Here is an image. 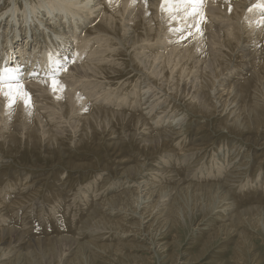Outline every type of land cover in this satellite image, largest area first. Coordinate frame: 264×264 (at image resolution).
Returning <instances> with one entry per match:
<instances>
[{
    "label": "bare ground",
    "instance_id": "1",
    "mask_svg": "<svg viewBox=\"0 0 264 264\" xmlns=\"http://www.w3.org/2000/svg\"><path fill=\"white\" fill-rule=\"evenodd\" d=\"M161 3L147 0L146 7L143 0L134 4L133 0H0V67L19 68L24 90L30 98L33 95L32 107L27 109L22 101L9 109L8 99L0 96V264H32L35 259L27 258L35 249L33 244L44 247L46 254H55L58 247H50L52 244L65 247L61 259L55 260L60 248L55 258L45 259L48 264L52 260L96 264L102 254L114 260L122 258L118 261L127 264H197L214 243L220 244L213 250L220 257L227 251L226 245L233 246L231 263L246 264L245 250L251 252L252 259L256 256L249 234L260 227L264 234V11L255 6L264 0H207L203 12L208 23L203 25V36H190L182 42H177L179 34L174 29L184 26L183 17L174 13L177 19L170 20L168 13L161 11ZM66 60L74 62L67 63L58 76L53 75L64 88L53 93L51 81L42 80L54 73L57 62L63 65ZM95 77L105 80V86L99 88L103 91H94L90 82L81 93L80 88L78 93L72 89ZM131 85L134 89L127 91ZM51 93L55 96L48 101ZM91 97L99 98L103 106L93 104ZM104 103L118 106L109 111ZM165 112L171 114L169 118ZM173 115L179 124H160ZM63 119L73 123L74 132L68 131ZM205 131L231 142L220 139L223 148L217 150L222 153L214 161L209 159L203 176L214 179L193 185L191 181L197 178L180 173V158L170 157L180 155L182 148L191 144L188 151L196 163L208 149L203 141L196 144L203 136L200 132ZM87 150L97 155L102 172H109L104 183L114 178L120 183L111 190L95 189L93 195H88L92 186L81 192L83 204L79 205L87 208L80 213V219L85 220L78 226L77 237L68 235L74 221H64L70 209L63 206L65 199L64 204L56 205L60 198L56 204L57 199H50L54 204L50 220L42 216L41 207L42 228L46 229L36 228L40 230L36 232L45 238L34 235L31 240V229L25 234L15 232V227H23L31 218L27 211L24 218L16 215L18 220H13V216L24 213L22 202L34 196L38 184L49 178L42 174L34 180L30 178L33 171L54 168L50 176L56 177L53 187L59 195H66L74 176L69 174L93 168L87 163L76 165L69 157L74 151L83 154ZM132 151L134 155L128 158ZM39 159L43 164H38ZM22 163L30 168L22 167L25 177L18 180L20 174L17 178L13 169ZM248 176L250 179H242ZM5 182L10 183L6 191ZM76 182L78 179L72 185ZM46 203L42 205L47 209ZM195 212L199 221L192 230L197 240L188 244V252L186 248L179 251L177 233L193 220ZM53 218L58 219L55 226ZM47 228L55 237L46 239ZM84 232L90 234L79 242ZM113 236L118 241L132 237L135 244L131 240L129 247L133 255L125 253L126 244L113 242ZM103 239L109 243H101ZM198 242L197 254L189 252Z\"/></svg>",
    "mask_w": 264,
    "mask_h": 264
},
{
    "label": "rangeland",
    "instance_id": "2",
    "mask_svg": "<svg viewBox=\"0 0 264 264\" xmlns=\"http://www.w3.org/2000/svg\"><path fill=\"white\" fill-rule=\"evenodd\" d=\"M43 62L45 63V61L43 60ZM45 66H46V63H45ZM47 68H50L49 66H48V64H47ZM49 75H50V73H49ZM44 77H45V75H44ZM60 77V76H59ZM59 79L58 77H54L53 79ZM61 79H63V76L61 75V77H60ZM56 79V80H57ZM99 80V81H97V80ZM60 80V79H59ZM87 80V82H85ZM86 80H84V84L81 82V83H76L75 85H73V87H72V89H74L75 91H77V93H78V91H79V93H81V91H84L83 90V88L85 89V87L87 86V84L90 82V84H92V85H90L89 87H91L92 89H94L95 87V89H94V91H96V89H99V88H101L102 87V84L105 86V80H102V79H100V78H96L95 77V80H94V78H89V80L88 79H86ZM103 81L102 83H101V81ZM92 81L94 82V81H96V82H94V83H92ZM96 83V84H95ZM98 83V84H97ZM99 83H101V84H99ZM83 84V85H82ZM98 86V88H97V86ZM100 85H101V87H100ZM82 87V89H81V87ZM132 87H133V89H134V86L133 85H131V87L129 86V88L127 89V91L128 90H133L132 89ZM80 88V89H79ZM79 89V90H78ZM106 89V88H105ZM112 89L114 90V88L112 87ZM108 90H110V89H108ZM113 90H110V91H113ZM100 91H103L102 89H99V91L98 92H100ZM149 91V90H148ZM150 93H152L151 91H149ZM138 95V94H137ZM33 96V95H32ZM32 96H31V98H32ZM54 94L53 93H51L46 99L48 100V101H50L51 100V98H54ZM96 98V99H95ZM91 99H94V100H91V102L93 103V104H95V105H97V103H95V102H98V105L97 106H103V104L101 103L102 101L99 99V98H97V97H91ZM99 99V100H98ZM136 100H138V99H136ZM149 100H150V98H149ZM100 103V104H99ZM159 102H158V100H156V102H155V106H154V108H160V106H159V104H158ZM115 104V103H114ZM114 104H108V106H110V109H108L109 107L107 106V104L106 103H104V106H105V108L107 109V110H111V108H113L112 110H114L116 107H115V105ZM158 104V105H157ZM111 105H112V107H111ZM158 106V107H157ZM108 107V108H107ZM115 107V108H114ZM153 111H155V109L153 110ZM168 115H167V114ZM171 115V114H170ZM169 113L168 112H165V116L166 117H168L169 118ZM163 118V117H162ZM72 119V118H71ZM164 119V121H160V124L161 125H165V121H166V123H168V122H171L172 123V121H175L174 123L176 124H179V122H181L180 120H177V118L173 115V119H169V121L168 120H166L165 118H163ZM176 121H178V122H176ZM63 122H66L68 125H69V128H68V131H72L73 130V123L72 122H69L68 121V119H63ZM69 122V123H68ZM183 122V121H182ZM174 123H172V124H174ZM75 131V129L72 131V132H74ZM71 132V133H72ZM189 134L191 133V132H188ZM205 133V134H204ZM200 134H202L203 136L201 137V140H199L196 144H201V142L203 141V143L202 144H207L208 146H205V147H207L208 149H206V151L202 154V155H200L199 156V160H197L196 161V163H198V164H196L195 163V161H194V155H193V153L191 152H189L188 151V149H191V148H189V147H191V146H189V145H191V144H187L186 146H185V148H182L183 149V151H181V153H180V155H177L178 156V158H177V156H171L170 158H174L175 159V157H176V159L177 160H179V158H180V164H179V167H177V170L180 172V173H183V172H185L186 174H187V176H189L190 178L191 177H195V178H197L195 181H191V184H195V185H198V184H205V181L206 182H210V179L212 180V178L213 177H211V175H208V177H207V175L206 176H203V174L205 173V171L207 172V170H208V167H207V164H208V162H209V159H211L212 158V160L214 161V160H216V158L217 157H219L220 156V154L222 153V151H219V150H217L218 149V147H220V148H223V143L224 142H226V141H229V138L228 139H226V138H219V137H221V136H217V135H211V134H209V132L207 133V131H205V132H200ZM191 135H193V134H191ZM209 135V136H208ZM204 136H206L205 138H204ZM214 139H213V138ZM217 137V138H216ZM204 138V139H203ZM208 140H207V139ZM212 138V139H211ZM219 138V139H218ZM187 139H189V143H191V139H190V136L188 135L187 136ZM218 139V140H217ZM223 141V143H222V141ZM234 140V139H233ZM229 142H231V141H229ZM232 142H235V141H232ZM211 143V144H210ZM217 143V144H216ZM220 143H221V145H220ZM236 143V142H235ZM196 144H193V145H196ZM219 144V145H218ZM237 144V143H236ZM192 145V146H193ZM238 145V144H237ZM240 146H242L241 144H239L237 147L239 148ZM216 147V148H215ZM243 147V146H242ZM208 150V151H207ZM213 150V151H212ZM218 152H217V151ZM185 151H187L186 153H185ZM211 151V152H210ZM69 152V151H68ZM133 152V151H132ZM132 152H131V154H132ZM182 152H183V154H182ZM206 152H207V154H206ZM81 152H76V151H74V153H73V155L72 156H70L69 157V159L73 162V163H76V165H79V164H83V163H87V164H89L91 167H93V168H88L87 170L86 169H81V170H83V171H81V170H75V171H72L73 172V174L71 175V174H69V176L70 177H72L73 175V179H72V181H70L69 183H68V187H67V190L69 191L68 192V194H63V193H61L60 195H59V193H57V191H55L57 188L54 186L53 187V184H54V181H53V179L54 178H56V177H51V179H50V176H51V171H53V169L54 168H41V169H35L34 171H33V173H32V176L33 177H30V178H34V177H37V179H39L41 176H42V174L43 175H48V179H47V182L49 183V184H47V182H45V180L40 184V186H39V184H38V187H36L35 188V190L34 191H36V193H35V197L34 196H32L29 200H27L25 203H23L22 202V204H24L23 206L21 205V207L23 208L22 209V211H24V213L22 212V213H20V211H19V213L18 214H15L14 216H13V220L14 219H16V218H20V215H21V218H22V216H23V218L25 217V215L24 214H28L27 215V217H30L31 218V223H25L24 224V226L27 228H24V226L23 227H20L21 225H18L19 227H15L14 228V230L16 229V231L15 232H19V233H22V231H23V233L25 234V232H26V230L27 231H29L28 229H31L30 231L32 232V230H34V232L36 233H34V232H32L33 233V235H29L28 233V237L30 238V237H32V236H34L35 238H39V239H43V238H45L44 237V235H41V236H37V232L38 231H40V230H38L37 231V229L36 228H39V229H46V228H42V222H43V217L44 218H47V219H51L52 218V216H53V214L50 212V215H49V211L51 210L52 211V206L54 205H51V202H53V201H55L56 199H57V201H55V202H53V203H55L56 204V202H58L59 200H61V201H59V202H61V203H57L56 205H58V204H61L62 205V203H63V201L62 200H64L65 199V201H64V205L63 206H67V208L66 209H70V211L69 210H66L67 211V213H66V215L64 216V217H66L65 219H64V221H66V222H68V223H70V222H73L74 223V225H73V223H72V225L70 224V232L68 233V235H69V237H77V235H78V226L80 227V224L82 223L81 221H83V220H85V218L83 217V218H81L80 219V217H81V215L82 214H80V213H82L83 212V210H86V208L87 207H85L84 205V209H83V206L81 205H79V203H82L83 204V200L81 201V199H82V195H81V192H84L83 190H85V189H88V187H90V186H92L93 187V190H92V188H91V192H89L88 193V195H93L95 192V189L96 190H106V189H108V190H111V189H113V188H115V186L118 184V183H120L119 181H116L115 180V178L114 179H111V180H109V181H107L106 183H104V179L103 178H106L107 176H108V171H104V172H102V170H101V168H99V162L97 161V160H99V158L97 157V155L92 151V150H87L86 152H82L83 154H80ZM88 155H87V154ZM216 153V154H215ZM99 154L101 155V151L99 152ZM130 154V153H129ZM130 154V156L128 155V158L129 157H131V156H133L134 155V152H133V154L131 155ZM182 154V155H181ZM76 155V156H75ZM184 155V156H183ZM81 156V157H80ZM181 156V157H180ZM84 157V158H83ZM83 158V159H82ZM204 158V159H203ZM215 158V159H214ZM97 159V160H96ZM165 160H166V158H164ZM164 159H161V160H164ZM193 159V160H192ZM103 160V159H102ZM190 160V161H189ZM199 161H200V164H199ZM201 161H203V162H201ZM212 161V162H213ZM38 164H43V162L44 161H42L41 159H39L38 161ZM189 162V163H188ZM201 163H202V165H201ZM203 163H204V165H203ZM206 163V164H205ZM25 164V165H24ZM106 164V162L104 163V164H102V165H105ZM183 164V165H182ZM195 165V167H194V165ZM27 165H29V164H27V163H22V164H15V168L13 169V172H15L14 174H16V176L18 175V174H20V175H22V176H20V175H18L19 176V178H18V176H17V178H18V180H21L22 179V177H25V176H23V173H21L20 171H23L22 169L23 168H30V165L29 166H27ZM192 165V166H191ZM186 166H187V168H189L190 166L192 167H190V170L189 169H187L186 168ZM198 166V167H197ZM23 167V168H22ZM44 167V166H43ZM55 168H62V169H66V170H69V171H71V169L69 168V167H60V166H55ZM100 170H99V169ZM170 168V167H169ZM178 168H180V169H178ZM182 169V170H181ZM196 169V170H195ZM198 169V170H197ZM40 170V171H39ZM85 170V171H84ZM181 170V171H180ZM188 170V171H187ZM194 172H193V171ZM18 171H19V173H18ZM187 171V172H186ZM189 171H192V172H189ZM188 172H189V174H188ZM196 172V173H195ZM264 172V171H263ZM77 173V174H76ZM86 173H88V174H86ZM194 173V174H193ZM76 174V175H75ZM190 174H191V176H190ZM193 174V175H192ZM201 174V175H200ZM82 176V177H84L85 176V178L84 179H80L79 178V176ZM89 175V176H88ZM114 175V174H113ZM65 176V175H64ZM63 175L61 176L62 178H65ZM78 176V178H75V177H77ZM39 177V178H38ZM193 177V178H194ZM60 178V177H59ZM36 178H34V180H37ZM49 179H50V181H49ZM77 179H78V182H76L74 185H72L73 184V180L74 181H77ZM201 179V180H200ZM203 179V180H202ZM208 179V180H207ZM214 179V178H213ZM242 179H250L249 178V176L248 177H243ZM16 181L15 180V183L16 182H19V181ZM55 180V179H54ZM199 180H200V182H199ZM82 181V182H81ZM103 182V183H102ZM199 182V183H198ZM79 183V184H78ZM96 185H95V184ZM10 183H4V185H3V190H4V188H7V186L9 185ZM12 184V183H11ZM50 184H51V186H52V189H51V186H50ZM101 184L103 185L102 187H101V189H99L98 187H100L101 186ZM45 185V186H44ZM72 185V186H71ZM79 185V186H78ZM95 185V186H94ZM71 186V187H70ZM45 187V188H44ZM48 187H50L49 189H48ZM77 187V188H76ZM54 188V189H53ZM69 188V189H68ZM75 188V189H74ZM43 189V190H42ZM46 189V190H45ZM73 189V190H72ZM77 189V190H76ZM76 190V191H75ZM79 190H81V191H79ZM4 191H6V190H4ZM47 191V192H46ZM54 193H53V192ZM45 192V193H44ZM80 194H79V193ZM46 193H47V195H46ZM53 193V194H52ZM70 193V194H69ZM76 193V194H75ZM43 194V195H42ZM58 194V195H57ZM75 195L74 197H73V195ZM39 195V196H38ZM49 195V196H48ZM59 196V197H57L56 198V196ZM77 195H79L80 196V198H79V196H77ZM37 197H38V199H37ZM45 197H46V199H48V200H46L45 199ZM50 197V198H49ZM67 197V198H66ZM69 197H71V199L69 198ZM72 197H73V199L74 200H77V202L76 201H74L73 199H72ZM41 198V199H40ZM53 198H54V200H53ZM58 198H60L59 200H58ZM77 198V199H76ZM97 198H101L100 197V195L97 197ZM36 199V200H35ZM52 201H51V200ZM69 199V200H68ZM78 199H79V202H78ZM39 200V201H38ZM42 200V201H41ZM35 201V202H34ZM49 201V203H50V205L48 204V203H46V202H48ZM51 201V202H50ZM73 203H72V202ZM29 202H31V203H29ZM33 202V203H32ZM40 202V203H39ZM29 203V204H28ZM45 203L47 204L46 205V207H47V209H48V212H47V209L44 207V205H45ZM25 204L27 205L28 204V208H27V206H25ZM42 204H44V205H42ZM67 204V205H66ZM72 204V205H71ZM78 207V208H76V206ZM80 206H78V205ZM30 205H32V206H35V207H30ZM55 205V206H56ZM71 205V207H69ZM43 206V208H42V211H43V213H42V211H41V207ZM51 208H50V207ZM39 207H40V209H39ZM75 207V208H74ZM24 208H26V209H28V210H26V209H24ZM32 208V209H31ZM72 208V209H71ZM81 208H82V210H81ZM29 209H31V210H29ZM38 209V210H37ZM46 209V210H45ZM79 209V210H78ZM35 210V211H34ZM40 210V212H38ZM81 210V211H80ZM27 211V212H26ZM34 211V212H33ZM45 211H46V213H45ZM78 212V214H77V212ZM26 212V213H25ZM31 213V214H30ZM33 213H34V215H33ZM71 213H73V214H71ZM36 214H37V216H36ZM40 214H43L42 216L40 215ZM47 214V215H46ZM196 214V212L195 213H193L192 214V218H193V220H191V221H188L187 222V226L185 227V228H182V229H180V232L181 233H177V234H179L178 236L180 237L179 238V251H181V250H183L184 248H186L187 250V252H188V247H190L189 245H190V243L192 244L194 241H196L197 239L195 238V239H193L194 237H196L193 233H194V231L195 230H192L193 228H192V226H194L198 221H199V217H197V218H194V216L193 215H195ZM16 215H18L16 218H15V216ZM40 216V217H39ZM74 216H77V217H74ZM26 217V218H27ZM38 217V218H37ZM35 220H34V219ZM37 218V219H36ZM42 218V219H41ZM73 218H75V219H73ZM77 218V219H76ZM18 219H16V220H18ZM34 221H33V220ZM49 219V220H50ZM57 219V218H56ZM195 219V220H194ZM41 220V221H40ZM55 219L53 218V220H52V224H54L53 226H55V224H56V222L58 221V219L57 220H55ZM38 221V223L36 224V222ZM80 223H79V222ZM79 223V224H78ZM190 223V224H189ZM31 224V225H30ZM194 224V225H193ZM39 225V226H38ZM57 225H59V223H57ZM191 225V227H189ZM76 228V229H73V228ZM262 228L260 227V228H258V230H257V232H254V233H251V234H249V237H252V242H253V244H254V246H255V253H256V256H254V259H252V256L253 255H251V252H249L248 250H245V255H246V259H247V262H246V264H264V234L262 233ZM21 230V231H20ZM72 230H76V231H72ZM37 231V232H36ZM47 233H49L48 234V237H46V239H48L50 236V238H52V237H55V234L54 233H50L49 232V228H47ZM85 233V234H84ZM83 233V236L82 237H80L79 238V242L80 241H84V239L85 240H87L86 239V237H88V235L90 234V233H87V232H84ZM109 233H111V232H109ZM71 234V235H70ZM26 236V235H25ZM34 237H32V238H34ZM32 238H30L31 240H33ZM83 238V239H82ZM131 238V239H130ZM130 238H124V239H122V240H120V241H118V239L119 238H117V237H114L113 236V242H122L123 244H126V247L128 246V248H126L125 249V253H127V254H131V255H133V253H131L132 251H131V249H130V245H133L132 243L134 242V244H135V241L134 240H132V237H130ZM170 238H171V236H170ZM105 239V238H104ZM104 239L101 241V243H104L105 241H106V243H109L108 242V239L107 240H105L104 241ZM130 239V240H129ZM131 240L133 241V242H131ZM126 241V242H125ZM129 241L131 242V244L129 243ZM56 243V242H55ZM129 243V244H128ZM189 244V245H188ZM30 245H32V244H30ZM57 246L55 249H56V252H55V254H51V253H49L48 252V254H46L47 252H43V251H45L43 248L44 247H42V246H36L35 244H33V246L32 247H34L35 249V251L33 252V251H31L30 253V255H28L29 254V251L26 253L27 255H28V257H31V258H27V260L28 259H30V260H34V261H30L32 264H42V262L45 264H48V262L51 260V258L53 259V258H55L56 257V255H59L60 254V256H57V258L55 259V260H57L58 259V261L61 259V252L62 253H64L63 251L64 250H62V249H65V247H63L62 245H57V244H52V245H50V247H52V246ZM188 245V246H187ZM200 242H198V243H195V244H193V246H192V248H190V250H189V252H191V253H193V254H197V252H198V249H199V247H200ZM220 244H218V243H214L213 244V246H212V250L211 251H208L207 253L208 254H206V257L204 258V259H202V261L200 260V261H198V263L197 264H204V263H206L207 261L209 262V261H213L214 260V262L213 263H211V264H235V263H231L230 261H231V259H229V258H232V257H230V256H232V245L230 244V245H226V247H225V249L227 250L226 252H225V254H223V255H221V257L218 255V254H215L214 252H213V250H217L218 249V246H219ZM54 246V247H55ZM130 246V247H129ZM40 247V248H39ZM49 247V248H50ZM180 247H183V248H181L180 249ZM36 248H38V249H36ZM61 248V249H60ZM33 249V248H32ZM40 249V250H39ZM54 248H52V250H53ZM55 249L53 250V251H55ZM61 251H60V250ZM173 249V248H172ZM31 250V249H30ZM39 250V251H38ZM43 250V251H42ZM58 250V251H57ZM127 250V251H126ZM173 250H175V249H173ZM41 251V253H38V252H40ZM60 251V252H59ZM37 252V253H36ZM58 252H59V254H58ZM38 255V257H36L37 255ZM44 253L47 255V258H46V256L44 255ZM244 253V252H243ZM33 254L35 255V257L37 258V261H36V258L33 256ZM41 254V255H40ZM43 254V255H42ZM50 254H51V256H50ZM252 254H253V252H252ZM26 255V256H27ZM32 255V256H31ZM248 255V256H247ZM41 256V258H44V260L46 259V260H48L49 259V261H43V259L41 260L39 257ZM53 256V257H52ZM100 256V258H99V260H97L98 259V257L96 258V264H104L105 263V260H106V264H109V261H110V263L111 264H127L126 262H123L122 260V258H115V260L114 259H112V258H114V257H112L111 255H106V254H102V255H99ZM102 256V257H101ZM109 257V258H108ZM112 257V258H111ZM103 258H105V259H103ZM108 258V259H107ZM113 260H111V259ZM39 259V260H38ZM102 259H103V262H102ZM119 259H122V260H120V262L118 261ZM55 260H52L51 261V264H55V262L56 263H58V261H55ZM217 260V261H216ZM227 260V261H226ZM39 261H42V262H39ZM55 261V262H54ZM118 261V262H117ZM224 261V262H223ZM29 262V263H30ZM33 262H35V263H33ZM98 262V263H97ZM201 262V263H200ZM221 262V263H220ZM255 262V263H254ZM58 264H61V262H59ZM155 264V263H154Z\"/></svg>",
    "mask_w": 264,
    "mask_h": 264
},
{
    "label": "snow or ice",
    "instance_id": "3",
    "mask_svg": "<svg viewBox=\"0 0 264 264\" xmlns=\"http://www.w3.org/2000/svg\"><path fill=\"white\" fill-rule=\"evenodd\" d=\"M107 2L112 3L113 0H107ZM135 2L136 0H133V4ZM143 2L147 7V0H143ZM225 2H230V0H225ZM206 3L207 0H162L161 11L168 13L170 20H176L177 17L174 13H179L185 21L183 27L174 29L179 34L177 42H182L190 36H203V25L208 23L203 12ZM255 7L264 11V4H257ZM229 10L231 11V9ZM71 62L74 61L66 60L63 65L57 62L54 73L43 78L42 82L51 81L49 87L53 93H57L64 88L59 80L53 79V75L58 76L60 70H66L67 63ZM22 77L23 73L19 68L0 67V96L8 99L7 107L9 109L20 101L24 103L26 109L32 107L30 95L23 88ZM32 78L36 79L37 74H32ZM57 98L59 99L60 97L58 96Z\"/></svg>",
    "mask_w": 264,
    "mask_h": 264
}]
</instances>
